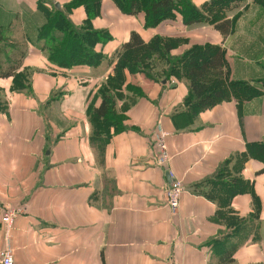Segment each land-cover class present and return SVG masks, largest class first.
I'll return each mask as SVG.
<instances>
[{
  "label": "crops",
  "instance_id": "crops-1",
  "mask_svg": "<svg viewBox=\"0 0 264 264\" xmlns=\"http://www.w3.org/2000/svg\"><path fill=\"white\" fill-rule=\"evenodd\" d=\"M70 1L50 3L59 9ZM189 1L199 8L210 0ZM36 3L0 0L1 36L11 51H27L19 70L32 74L31 90L23 92L0 78V224L3 208L23 209L10 241L14 264H264V156L254 149L264 151V0L232 1L222 14L233 22L225 36L209 25L187 29L178 22L144 29L142 15L146 31L131 27L124 36L128 17L102 2L99 22L105 25V12L115 22L113 34L124 38L97 45L98 52L114 54L132 32L145 41L178 34L211 41L225 50L229 79L262 93L192 115L182 105L185 81L162 86L131 76L145 95L123 109L125 130L100 150L90 141L86 110L99 105L93 87L108 70L55 71L37 47L44 16ZM79 8L69 15L76 27L85 19ZM157 126L169 133L165 169L152 160ZM222 169L225 176L216 179ZM170 176L184 188L174 215L162 196ZM232 178L235 188L226 189L223 182ZM241 183L252 192L237 188ZM3 236L0 229V251Z\"/></svg>",
  "mask_w": 264,
  "mask_h": 264
},
{
  "label": "trees",
  "instance_id": "trees-1",
  "mask_svg": "<svg viewBox=\"0 0 264 264\" xmlns=\"http://www.w3.org/2000/svg\"><path fill=\"white\" fill-rule=\"evenodd\" d=\"M110 1L122 16L142 15L144 29H154L164 22H178L187 29L196 25H209L225 36L233 23L224 20L222 14L234 0H210L199 8L189 0ZM36 4L38 11L44 16V23L38 30L37 42H45L40 50L46 52L49 64L60 69L74 66L96 67L97 63L104 59L101 52L96 51V46H103L109 39L108 32L103 33L92 27V20L100 14L101 0H71L59 9L50 3V0H37ZM79 7L84 9L85 19L76 27L69 20V14ZM7 42L0 32V78H11V90L23 92L30 84L29 80L26 81L29 71L19 70L20 61L14 60L15 55L9 56L12 60L9 59V64L2 66L5 47L10 46ZM22 57L23 53H20V58ZM112 59L113 74L93 93V99L98 98L99 105L95 107L90 103L86 110L91 126L90 141L97 150L101 149L102 144H108L113 134L125 130L122 124L123 111L116 112V97L120 99L121 92L127 88L129 92L135 94H131L132 100H135L136 96H143L136 87L130 86L131 76L141 75L162 86L170 85L171 80L185 81L188 94L182 105L192 115L231 99L247 101L262 93L250 83L229 79L225 50L219 44L211 41L191 42L188 37L181 34L154 35L145 41L136 32H132L128 41L115 51ZM254 149L258 156H264L260 146H254ZM216 176L218 179L225 176L223 169ZM223 184L226 189H233L237 179H229ZM244 185L245 190L252 192L248 183H243L237 188L243 189ZM207 196L210 199L214 198L211 195ZM228 257L222 259L228 261Z\"/></svg>",
  "mask_w": 264,
  "mask_h": 264
},
{
  "label": "built area",
  "instance_id": "built-area-1",
  "mask_svg": "<svg viewBox=\"0 0 264 264\" xmlns=\"http://www.w3.org/2000/svg\"><path fill=\"white\" fill-rule=\"evenodd\" d=\"M171 84L175 82L171 80ZM169 133L164 131L160 126H157L153 134V143L156 151L153 157V165L158 168L165 169L170 163V156L167 152L166 140ZM171 182L167 189L163 190L162 196L165 205L168 207L171 214H175L179 207V199L184 193V188L179 181H176L170 176ZM22 207L17 209L3 208L0 229L4 237V249L0 251V264H14L13 251L10 248L11 235L13 230L14 220L22 213Z\"/></svg>",
  "mask_w": 264,
  "mask_h": 264
},
{
  "label": "rangeland",
  "instance_id": "rangeland-1",
  "mask_svg": "<svg viewBox=\"0 0 264 264\" xmlns=\"http://www.w3.org/2000/svg\"><path fill=\"white\" fill-rule=\"evenodd\" d=\"M105 0H103L102 2H104ZM102 2H101V9H102V11H104L105 9H106V7L105 6H102ZM111 5V4H110ZM112 7V6H111ZM78 9H81V8H78ZM78 9H76L75 11H77ZM70 15V14H69ZM103 21H104V24L105 25H103V23L102 22H99L100 20H101V17L99 16H97V17H95L94 19H93V21H92V23H93V25H95V27H98V28H103V29H106V30H97V31H100V32H102L103 31V33L105 32V31H107L108 32V36H109V39L103 44V46L104 45H109V44H112V45H116V44H118L121 40H122V38H124V36L129 32V30H130V28L131 27H133V28H135L134 30H136V31H141L142 33L143 32H145L146 30H144L143 28H142V22H141V17L140 16H134V17H128V18H125V19H128L127 20V29H126V31H125V34H124V36H115L114 34H113V32H112V30H113V28H114V25H115V22L112 20V19H110L109 18V15H107V14H105V12H104V16H103ZM130 19H133V20H130ZM71 20H72V18H71ZM80 21H78V22H75V23H79ZM37 47L38 48H43V46H44V44H45V42H41V43H38L37 42ZM11 46V45H10ZM10 46H6L5 47V49H6V51H5V58H2V59H4L5 61H6V58L8 59V62H9V59H11V57L9 58V56H12V55H15V56H13V58H14V60H16V59H19L20 60V47L18 48V49H16V50H14V51H11L12 49H11V47ZM97 47V46H96ZM99 47V46H98ZM98 50V48H96V51ZM98 52V51H97ZM9 53H11L10 55H9ZM26 53H27V51H24L23 52V56L24 55H26ZM42 54L44 55V57L46 58V52H42ZM101 54L103 55V57H104V59L103 60H100V62H98L97 63V68L99 69L98 70V72H107V70H108V73H107V76L105 77V79L98 85H96L95 87H93L94 89H95V92L97 91V89L98 88H100V86L102 85V84H104L105 83V81H106V79L109 77V76H111L112 74H113V72H112V70H113V67H114V63H112L113 62V54H111L110 56L109 55H105L103 52H101ZM12 60V59H11ZM112 66L113 65V67H112V70L110 71L109 70V66ZM19 66H20V62H19ZM94 66H92V68H93ZM53 68H54V70L55 71H58V69L59 68H57V66H55V65H53ZM72 68V67H71ZM95 68V67H94ZM70 69V68H69ZM67 70V69H66ZM33 72H35V70H33ZM31 72L29 71V75H27L26 76V81H28L29 80V83H30V78H31V75L32 74H30ZM5 79V78H4ZM150 81V80H149ZM150 82H152V83H155V82H153V81H150ZM129 84H130V86H134V87H136V89H138V92L139 93H141L143 96H136L137 98H135V100L136 99H138V98H141V97H144V95H145V93L143 92V90L136 84H133L132 83V81L131 80H129ZM27 90H31V83L29 84V87L27 88ZM27 90H25V91H27ZM124 90V89H123ZM135 92V91H134ZM30 93V92H29ZM131 94H133V95H135L134 93H131V92H129V88H127L126 90H124L123 92H121V98L119 99V97H116V100H117V102H116V106H115V108H116V112H118V113H121V110L122 111H124L123 109L126 107V106H128V105H130V104H133L134 102H135V100H132V96L133 95H131ZM120 96V95H119ZM98 99V98H97ZM127 99V100H126ZM99 100V99H98ZM118 100H121V102L120 101H118ZM121 103V108H118V103ZM115 112V113H116ZM216 179H218V178H216ZM224 183V182H223Z\"/></svg>",
  "mask_w": 264,
  "mask_h": 264
},
{
  "label": "water",
  "instance_id": "water-1",
  "mask_svg": "<svg viewBox=\"0 0 264 264\" xmlns=\"http://www.w3.org/2000/svg\"><path fill=\"white\" fill-rule=\"evenodd\" d=\"M56 8H58V5H55ZM164 84V83H163Z\"/></svg>",
  "mask_w": 264,
  "mask_h": 264
}]
</instances>
